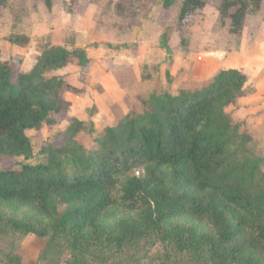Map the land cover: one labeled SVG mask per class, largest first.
<instances>
[{
    "label": "trees",
    "instance_id": "1",
    "mask_svg": "<svg viewBox=\"0 0 264 264\" xmlns=\"http://www.w3.org/2000/svg\"><path fill=\"white\" fill-rule=\"evenodd\" d=\"M135 1L145 10H137ZM150 1L130 0L119 11L142 22ZM181 1L182 27L206 0ZM262 1H222L220 13L233 34L244 33ZM45 4L51 7L52 0ZM9 42L28 45L30 39L18 35ZM6 55L0 47V163L14 162L0 169V211L33 206L50 223L44 227V220L29 223L0 212V234L62 238L80 260L92 248L119 254L151 238L201 264H264V173L259 160L239 154L252 137L240 133L241 123L227 114L248 94L244 70L221 68L202 85L161 84L148 98L138 93L139 105L86 145L79 139L86 122L66 112L68 81L62 74L87 65L86 49L47 44L27 74L18 73L19 55ZM127 70L122 63L111 66L118 75ZM65 120L62 143L43 144L45 161L29 162V131ZM118 209L128 214L118 217ZM187 218L207 229L180 221ZM0 260L21 264L22 257Z\"/></svg>",
    "mask_w": 264,
    "mask_h": 264
},
{
    "label": "rangeland",
    "instance_id": "2",
    "mask_svg": "<svg viewBox=\"0 0 264 264\" xmlns=\"http://www.w3.org/2000/svg\"><path fill=\"white\" fill-rule=\"evenodd\" d=\"M129 1L52 0L51 7H48L45 0H6L5 4L0 5V47L5 50L6 57L19 55L22 58L18 73H29L36 63V55L47 44H59L60 41L71 48L86 49L88 61L85 67L72 65L62 72L68 81L67 99L82 98L80 104L70 99L66 112L68 116L86 122L87 128L82 137H79L86 145L98 137L104 127L114 125L122 115L139 105L138 93L148 98L153 87L157 88L161 84H171L175 87L186 84L188 79V84L202 85L221 69L218 65L217 69L212 68L210 72L199 71L195 81L191 78V70L183 67L171 71L168 65L165 69H160L159 67L166 64L163 57H172L168 54L171 52L167 50V44L174 45L176 52L183 57L193 47L194 52L197 51L202 57L205 54V64L210 62L209 55L213 54L208 52L211 45L222 53L226 50L227 54V49L238 48L240 44L233 45L232 38L235 35L229 29L230 20L220 13L223 0H206L205 6L189 17L182 27L177 21L181 0H176L169 7H165L164 0L150 1L149 11L142 13L143 21L139 23L129 12H125L124 8L119 11L120 8L128 6ZM135 2L137 10L142 8L138 1ZM146 20L150 21L147 35L144 33L141 38L132 35L136 40L132 36L129 38L136 42L126 41L128 36L125 33H132L140 23L145 25ZM18 35L29 36L30 44H11L9 38ZM242 35L247 38L244 39L246 42L252 41V38L264 37V0L257 11L249 14ZM108 37L114 38L112 46L109 45L111 43ZM142 40L146 41L147 45ZM138 49H142V52H138ZM113 54L127 56L130 62L129 70L124 71L122 75L114 73L115 78H107L104 73L109 71L110 63H113L110 61ZM17 77L18 75L16 79ZM116 81L123 88L120 89ZM250 92L251 88L248 89V93ZM235 108L227 109V114L232 120L241 123L240 133L252 137L239 149V154L259 160L264 173V121L260 122V116H248L241 106ZM89 123L93 124L92 132L89 131ZM68 125V120L55 127L44 123L39 129L29 131L31 149L34 152V157L29 162H44L46 158L39 154L41 147L47 142L51 145L61 144ZM22 158L20 156L18 160ZM13 162L11 159L0 163V169L11 166ZM0 212L17 216L29 223L37 224L39 220H44V227L50 223L49 219L33 206L5 208ZM117 213L118 217L128 214L121 209H118ZM180 221L207 229L203 222L195 219ZM8 254L20 255L21 264H83V261L87 264H201L189 255L168 251L161 243L154 245L151 238L140 239L136 244L123 248L119 254L112 250L92 248L88 255L80 260L62 238L10 231L0 234V258ZM0 264L6 263L0 260Z\"/></svg>",
    "mask_w": 264,
    "mask_h": 264
},
{
    "label": "crops",
    "instance_id": "3",
    "mask_svg": "<svg viewBox=\"0 0 264 264\" xmlns=\"http://www.w3.org/2000/svg\"><path fill=\"white\" fill-rule=\"evenodd\" d=\"M149 22L146 20L145 25H142V23H140L138 25V27L133 29L132 33H130V34L125 33V35L128 36V38H127L128 40L126 39V41L133 42L136 40L134 38L135 36L138 35L141 38V37H143L144 33H146V35H147L148 28H149ZM170 24H172V23H170ZM116 33L117 32H114V34H116ZM129 36H132V38H134L135 40H132V38H129ZM235 36H233V38L231 37L233 39V42H234L233 45H235L236 43H240L239 47L238 48L231 47V48L227 49V54H226L225 53L226 50L222 53L219 50H217L216 47H213L211 45V47H209L210 51L208 50V52L213 53V54L209 55L210 56V62H208L207 64H205V60H206L205 54H204V57H202V55H200V53H198L197 51L194 52L193 47H191V51H188L187 53H185L186 55L183 57L180 55V53L178 51L176 52V50H175L176 48L174 47V45L169 46L167 44V46L166 45L165 46H166L167 50H170V52H171L168 54L172 55V57L165 58V56H164L163 60H164V62H166V64H163L159 68L165 69V67H167L169 65V70H171V71L172 70L174 71V69H177V68L181 69L182 67L187 69V70H191V78L193 79V81H195V76L197 74H200V72H203V71L205 72L206 70H208L210 72L212 68L217 69L218 65L220 68H224V69L240 68V69L244 70L249 75V88L252 89V92L248 93L245 97H242L239 100L238 105L236 106L235 109H237L238 107L241 106L245 109L248 116L249 115L250 116H260V122H261V121H264V37L260 36L257 39L252 38V41L248 40V42H246L245 40L247 38L243 37V35L242 36L237 35L236 38H235ZM27 37H29V36H27ZM58 38H60V37H58ZM29 39H30V37H29ZM108 39H109L108 41L111 43L109 45L112 46L114 38L108 37ZM30 41H31V39H30ZM54 43H56V42H54ZM143 43L145 44L146 41H143ZM59 44L63 45V43H61L60 41H59ZM215 44H216L215 46H217V41ZM146 45H147V43H146ZM140 47L142 48L141 45H140ZM144 47H143V50H145ZM141 50L142 49H140V50L138 49V52ZM163 51L164 50H162V53H163ZM117 55L118 54H113V56L111 57L112 60H110L113 63H110L109 71L104 73L105 77L107 76V78H111V77L115 78L114 73L110 70L112 65H119V63H122V64L128 66V64H130L129 58L127 56L124 55L123 57H120ZM140 60H141V58H140ZM168 61H169V63H168ZM115 62L117 64H115ZM188 73H190V72H188ZM188 82H190L189 79H188ZM188 82H186V83H188ZM116 83H117L118 87L121 89L122 88L121 85H119V83L117 81H116ZM70 99H71V101H75V103H78V104H80V102L82 100V98H79V97L78 98H76V97L75 98H69V100ZM256 99H258L259 101L258 100L254 101Z\"/></svg>",
    "mask_w": 264,
    "mask_h": 264
}]
</instances>
